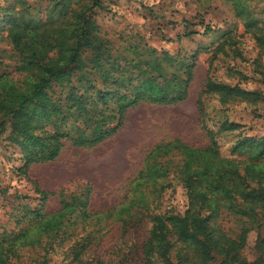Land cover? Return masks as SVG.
Listing matches in <instances>:
<instances>
[{
  "label": "trees",
  "instance_id": "1",
  "mask_svg": "<svg viewBox=\"0 0 264 264\" xmlns=\"http://www.w3.org/2000/svg\"><path fill=\"white\" fill-rule=\"evenodd\" d=\"M70 4L51 2L45 18L4 40L10 49L0 47V65L8 70L12 67L8 63H15L14 73L0 72V138L10 130L11 143L26 153L27 164L55 160L64 140L78 146L100 144L120 131L128 110L142 102L171 105L189 94L196 56L176 60L185 72L171 79L152 75L156 68L149 62L145 64L153 66L151 72L117 76L114 67H108L113 43L101 35L86 11L73 10ZM99 5L100 0H93V7ZM242 18L264 48V22L251 12ZM191 36L186 33L179 41ZM165 61L172 62L168 54ZM127 64L137 69L142 62L133 59ZM260 76L264 83V71ZM206 89L222 103L235 99L253 105L262 100L258 92L210 80ZM198 105L208 147L193 148L178 140L157 146L130 183L124 201L102 213L89 209L87 192L83 198L62 199L59 211L44 215L40 209L49 194L36 188L33 226L13 237L0 234V264L34 253H42L35 264H50L55 242L75 231L84 234L62 254V264H87L81 254L103 242L117 224L126 227L150 214L175 184L189 194L186 210L152 215L153 227L141 256L124 264H264V137L242 136L231 157H224L218 137L241 125L225 119L218 130H211L201 101ZM226 215L242 221L239 231L225 228ZM252 231L258 232L259 255L250 262L244 249Z\"/></svg>",
  "mask_w": 264,
  "mask_h": 264
},
{
  "label": "rangeland",
  "instance_id": "2",
  "mask_svg": "<svg viewBox=\"0 0 264 264\" xmlns=\"http://www.w3.org/2000/svg\"><path fill=\"white\" fill-rule=\"evenodd\" d=\"M51 2L53 5L71 2L73 10L88 13L101 35L113 43L108 67H114L115 75L141 76V71L153 70V66L145 64L149 62L156 68L152 75L171 79L172 75L185 72L176 60L196 56L193 78L185 101L171 105L142 102L128 110L123 127L112 137L96 146H78L64 140L59 156L53 161L27 164L26 153L11 143L10 130L2 135L1 235L13 237L33 226L32 212L38 209L36 188L49 194L40 209L44 215L59 211L62 199L83 198L87 192L89 209L102 213L124 201L130 183L143 170L147 155L157 146L178 140L193 148L208 147L210 140L199 101L209 129L218 130L219 123L225 119L241 125L237 131L218 137L222 156L231 157L242 136L264 137V83L260 76V71H264V48L242 18L251 12L259 22H264V0H100L97 7H93V0H0V47L10 49L4 40L21 32L24 25L31 26L45 18ZM206 27L211 29L209 33ZM186 33L193 36L179 41ZM165 54L172 62L165 61ZM133 59L142 65L133 69L127 64ZM8 64L12 67L7 70L0 65V72L14 73L15 63ZM208 80L258 92L262 100L253 105L235 99L222 103L217 94L206 92ZM188 202L186 188L175 184L162 194L150 214H144L126 227L117 224L103 242L92 244L81 254L82 261L124 264L126 260L137 259L153 227L151 216L183 213ZM226 216L225 228L239 231L242 221ZM83 234L75 231L56 241L50 264H62V254ZM261 235L264 238V227ZM257 240L258 232H250L244 249L250 262L259 255ZM41 257L42 253H34L31 258L25 255L12 264H35Z\"/></svg>",
  "mask_w": 264,
  "mask_h": 264
}]
</instances>
